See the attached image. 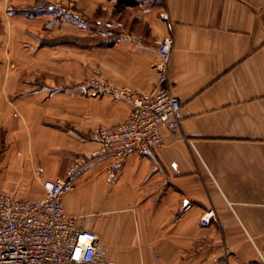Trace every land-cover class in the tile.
Returning a JSON list of instances; mask_svg holds the SVG:
<instances>
[{"label":"crops","instance_id":"obj_1","mask_svg":"<svg viewBox=\"0 0 264 264\" xmlns=\"http://www.w3.org/2000/svg\"><path fill=\"white\" fill-rule=\"evenodd\" d=\"M120 1L0 0V186L44 198L45 180L98 148L92 130L133 109L93 81L151 94L158 43L173 36L181 129L111 177L112 158L90 161L64 208L114 264H264V0ZM106 21L123 30L82 46L39 40L90 39Z\"/></svg>","mask_w":264,"mask_h":264},{"label":"built area","instance_id":"obj_2","mask_svg":"<svg viewBox=\"0 0 264 264\" xmlns=\"http://www.w3.org/2000/svg\"><path fill=\"white\" fill-rule=\"evenodd\" d=\"M115 29L123 30L122 24L106 22L95 32L108 37L115 34ZM158 44L159 76L151 94L135 96L102 80L93 81L95 95L108 93L133 105L124 123L92 130L91 139L98 144L93 154L75 159L65 177L45 180L46 195L42 199H19L0 186V264H114L100 248L97 235L83 228L79 217L66 212L63 198L75 190L90 161L112 158L111 177L113 168L127 157L148 153L162 144L165 132L181 129L182 105L168 81L174 38L167 36ZM215 217V212L209 211L201 224L209 226Z\"/></svg>","mask_w":264,"mask_h":264},{"label":"rangeland","instance_id":"obj_3","mask_svg":"<svg viewBox=\"0 0 264 264\" xmlns=\"http://www.w3.org/2000/svg\"><path fill=\"white\" fill-rule=\"evenodd\" d=\"M66 7L68 8L67 5H66ZM106 22H112V21H106ZM106 22H100L98 24H95V27H93L92 31L90 32L91 35H92V38H90V39L89 38H84V39L81 38L82 42H81V40H76L77 37H72V36H68V35H64V36H61V37H56V36L50 35V34H47L46 36L45 35H40L39 36V40L41 41L42 45H48V46H54V45H56L58 43L72 45L71 42H76V41H78L80 43V46H82L83 42H88L91 39L97 41V39H102V38L107 37V36H105V37L99 36L95 32L98 27L103 26ZM114 23L117 24L118 22L114 21ZM115 31L116 32H114V33L118 32V30H116V29H115ZM111 36L114 37L115 35L113 34ZM96 80H101V79L98 78V79H95L94 81H96ZM43 187H44V184H43Z\"/></svg>","mask_w":264,"mask_h":264},{"label":"trees","instance_id":"obj_4","mask_svg":"<svg viewBox=\"0 0 264 264\" xmlns=\"http://www.w3.org/2000/svg\"><path fill=\"white\" fill-rule=\"evenodd\" d=\"M123 5V4H128V5H132V6H134V5H138V2H136V1H130V0H121L120 1V5ZM22 12H24V13H26V14H28V15H33V13H36L35 11L33 12L32 10L30 11L31 12V14L30 13H28L29 11H22ZM99 42H97L98 43V45L99 46H103V40H98ZM72 43V45H78V43H77V41L76 42H71Z\"/></svg>","mask_w":264,"mask_h":264}]
</instances>
